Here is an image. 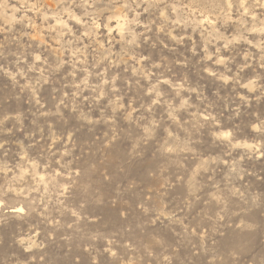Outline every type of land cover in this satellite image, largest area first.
<instances>
[{"label":"rangeland","instance_id":"374dc122","mask_svg":"<svg viewBox=\"0 0 264 264\" xmlns=\"http://www.w3.org/2000/svg\"><path fill=\"white\" fill-rule=\"evenodd\" d=\"M0 264H264V0H0Z\"/></svg>","mask_w":264,"mask_h":264}]
</instances>
